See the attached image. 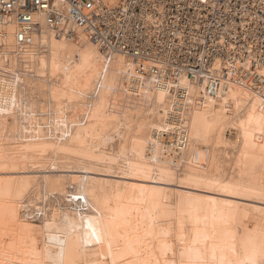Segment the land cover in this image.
Listing matches in <instances>:
<instances>
[{
    "label": "bare ground",
    "instance_id": "1",
    "mask_svg": "<svg viewBox=\"0 0 264 264\" xmlns=\"http://www.w3.org/2000/svg\"><path fill=\"white\" fill-rule=\"evenodd\" d=\"M56 10L57 26L36 11L27 30L0 13V264H61V252L63 264H163L174 258L165 243L178 260L180 204L190 197L237 206L254 230L264 202L179 178L238 179L242 151L259 172L264 65L217 57L204 72L157 74L150 61L103 47L66 6ZM63 160L81 175L63 174Z\"/></svg>",
    "mask_w": 264,
    "mask_h": 264
},
{
    "label": "built area",
    "instance_id": "2",
    "mask_svg": "<svg viewBox=\"0 0 264 264\" xmlns=\"http://www.w3.org/2000/svg\"><path fill=\"white\" fill-rule=\"evenodd\" d=\"M114 1L0 0V13L27 30L36 11L57 26L64 15L56 8L66 6L68 19L103 47L150 61L157 74L174 67L204 72L217 57L264 65V0Z\"/></svg>",
    "mask_w": 264,
    "mask_h": 264
},
{
    "label": "snow or ice",
    "instance_id": "3",
    "mask_svg": "<svg viewBox=\"0 0 264 264\" xmlns=\"http://www.w3.org/2000/svg\"><path fill=\"white\" fill-rule=\"evenodd\" d=\"M254 110V109H253ZM256 119L250 115L248 122ZM257 123L264 130V116ZM193 133L197 138L203 135V131L197 124H193ZM247 138V133L245 134ZM247 147V144L245 145ZM256 157L247 152H241L237 167L240 169L239 178L227 183L219 180H205L192 175H183L179 183L190 187H206L209 191L220 192L230 197L243 196L247 199H257L264 202V148H261L259 159L260 170L255 166ZM235 172V169L233 170ZM161 175H165L161 173ZM168 182L176 183L177 178L168 173ZM150 179V176H145ZM79 198V197H77ZM222 206V208H221ZM237 206L221 200H209L207 198H189L180 204V234L178 236L181 245L179 259H175L177 253L172 245H162V254L166 257L169 251L173 259L165 258L163 264H264V208L258 209L260 213L254 230H249L237 220L234 209ZM212 210L210 228L207 223V209ZM219 210V217L217 212ZM245 218L248 213H244ZM219 219L220 223H216ZM204 225L203 229L201 225ZM91 227V225H90ZM243 229L241 233L239 229ZM95 229L92 235H96ZM219 241V242H218ZM211 242V243H209ZM220 253L219 257L217 253ZM53 264H56L53 261ZM61 264L62 252H61ZM115 264V260L113 261ZM131 264V262H129ZM140 264H152L150 260H144ZM155 264H161L159 259Z\"/></svg>",
    "mask_w": 264,
    "mask_h": 264
},
{
    "label": "rangeland",
    "instance_id": "4",
    "mask_svg": "<svg viewBox=\"0 0 264 264\" xmlns=\"http://www.w3.org/2000/svg\"><path fill=\"white\" fill-rule=\"evenodd\" d=\"M61 162V163H60ZM69 162V163H68ZM59 168L61 167V169H64V170H61V172L63 173V172H67V174H70V175H73V176H79V175H81V172L79 171V170H76V169H72V168H74V167H76L78 164H76V163H74V162H71V161H59ZM66 164V165H65ZM65 166V167H64ZM83 166H85V167H90V168H94L93 166H87V165H83ZM64 167V168H63ZM69 167V168H68ZM71 167V168H70ZM67 168V169H66ZM69 169V170H68ZM78 171V172H77ZM80 172V173H79ZM73 173V174H72ZM79 173V174H78ZM64 174V173H63ZM78 174V175H77ZM98 176H101V177H108V179H111V180H116L117 179V177L116 176H108V175H105L104 176V174H97ZM114 177V178H113ZM116 178V179H115ZM27 212V214L29 213V214H32V219L35 221V220H37V219H39V214H38V212L36 211H30L29 209L26 211Z\"/></svg>",
    "mask_w": 264,
    "mask_h": 264
}]
</instances>
